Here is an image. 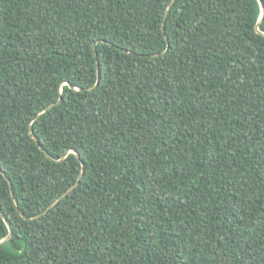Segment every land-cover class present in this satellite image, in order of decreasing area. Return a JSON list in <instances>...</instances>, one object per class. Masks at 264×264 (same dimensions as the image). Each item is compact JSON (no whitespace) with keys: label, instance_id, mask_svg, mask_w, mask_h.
<instances>
[{"label":"trees","instance_id":"obj_1","mask_svg":"<svg viewBox=\"0 0 264 264\" xmlns=\"http://www.w3.org/2000/svg\"><path fill=\"white\" fill-rule=\"evenodd\" d=\"M261 4L0 0V264H264Z\"/></svg>","mask_w":264,"mask_h":264},{"label":"water","instance_id":"obj_2","mask_svg":"<svg viewBox=\"0 0 264 264\" xmlns=\"http://www.w3.org/2000/svg\"><path fill=\"white\" fill-rule=\"evenodd\" d=\"M261 7H262V9H263V14H262V18L264 17V8H263V5L261 4ZM257 29H258V26H257ZM163 32H165L164 31V28H163ZM166 38H167V36H166ZM96 45H97V43L95 42L94 44H93V46H94V49H95V47H96ZM95 55L97 56V52L95 51ZM98 81H99V75H100V72H99V64H98ZM59 103H61V99H60V101H59ZM4 176L6 177V175L4 174ZM7 178V177H6ZM9 183H10V187L12 188V184H11V182L9 181ZM67 193H65L64 194V196L66 195ZM12 196H13V193H12ZM53 205H51V207H52ZM50 207V208H51ZM11 237V233L4 239V240H1L0 241V245H2L5 241H7L9 238Z\"/></svg>","mask_w":264,"mask_h":264}]
</instances>
